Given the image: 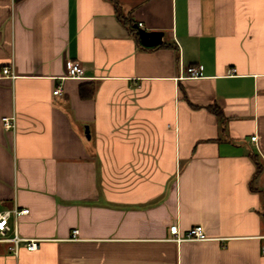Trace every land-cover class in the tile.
<instances>
[{"label": "crops", "instance_id": "obj_1", "mask_svg": "<svg viewBox=\"0 0 264 264\" xmlns=\"http://www.w3.org/2000/svg\"><path fill=\"white\" fill-rule=\"evenodd\" d=\"M71 60L83 78H63ZM16 206L38 248L0 242V264H264V0H0V209Z\"/></svg>", "mask_w": 264, "mask_h": 264}, {"label": "built area", "instance_id": "obj_2", "mask_svg": "<svg viewBox=\"0 0 264 264\" xmlns=\"http://www.w3.org/2000/svg\"><path fill=\"white\" fill-rule=\"evenodd\" d=\"M141 25V24H140ZM234 68H231V71H234ZM4 74L11 75L14 77L12 73V69L10 66H5L3 68ZM202 76V70L200 66L197 65H188L184 68V75L180 76V78L187 77H200ZM83 78L84 77V69L82 64L78 60H71L68 63L67 74L63 76V78ZM55 94L61 93L60 87L54 90ZM3 125L6 129H15L16 128V116H4L2 118ZM252 139H256V136H253ZM28 208H19L15 207L13 210H1L0 209V242L9 243V249L13 252H18L19 245L22 242H25V246L29 250H34L38 248V241L36 239H28L21 237L18 234L17 225H13L10 221L11 215L18 216L21 214L28 213ZM12 233V234H11ZM78 230H73V234L76 235ZM170 233L172 238L177 241L182 240H205L208 239V236L202 225H194L192 226L186 233L185 236L180 235V228L178 224H173L170 226ZM262 251L264 253V245L262 247Z\"/></svg>", "mask_w": 264, "mask_h": 264}, {"label": "water", "instance_id": "obj_3", "mask_svg": "<svg viewBox=\"0 0 264 264\" xmlns=\"http://www.w3.org/2000/svg\"><path fill=\"white\" fill-rule=\"evenodd\" d=\"M135 27L138 29L139 37L141 39V42L145 46H155L159 45L163 42V35L164 32L161 30H147L140 26L138 23L134 24ZM86 131L88 133V137L90 136L88 126L86 128Z\"/></svg>", "mask_w": 264, "mask_h": 264}, {"label": "trees", "instance_id": "obj_4", "mask_svg": "<svg viewBox=\"0 0 264 264\" xmlns=\"http://www.w3.org/2000/svg\"><path fill=\"white\" fill-rule=\"evenodd\" d=\"M116 6L118 5L117 1H114ZM119 17L123 20L124 23H126L129 28L131 29L132 32H134V34L136 35V37L138 38V40H140V37H139V32H138V29L134 27V21L131 17H126V16H122L121 13H119ZM210 110L212 112H214L218 117H224V113L222 111V109L218 106H209ZM254 160H256V165H257V171L260 170V166L257 162V159L254 158Z\"/></svg>", "mask_w": 264, "mask_h": 264}]
</instances>
